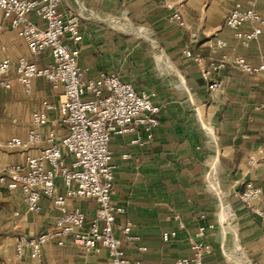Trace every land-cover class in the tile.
I'll use <instances>...</instances> for the list:
<instances>
[{
  "label": "crops",
  "instance_id": "obj_1",
  "mask_svg": "<svg viewBox=\"0 0 264 264\" xmlns=\"http://www.w3.org/2000/svg\"><path fill=\"white\" fill-rule=\"evenodd\" d=\"M168 1L180 9L184 25L169 20ZM248 1L63 0L62 9L82 16L84 38L79 44V62L89 69V75L115 67L137 90L156 91V101L165 105L147 147L131 142L133 132L115 134L110 143L115 165L113 201L125 207V212L117 215V222H137L134 231L148 250L126 248L142 264H176V258L191 254L190 238L199 225L210 223L215 228L209 229L204 239L213 250L205 257V264H264V219L239 196L248 180L264 189V118L255 107L263 99L261 79L230 65L215 74L222 86L212 91L198 64L183 53L189 48L206 59L238 53L254 64L264 62V30L245 47L226 25L235 2L247 5ZM256 1V8L264 16V0ZM30 18L44 24L33 14ZM10 22L0 11V62L9 57L16 64L24 55L38 66L50 63V51L34 56ZM217 37L224 38L228 45L213 52L210 43ZM164 57L181 82L176 89L160 70ZM62 92V88L54 90L44 78L34 80L31 95L15 79L10 89L0 87V135L25 138L32 109L44 98L59 106ZM49 118L47 128L54 127L59 136L64 135L66 128L59 124L58 107L49 112ZM39 150L0 149V156L16 162ZM126 152L133 156L125 158ZM251 157L256 159L255 164L250 162ZM58 187L65 192L61 179ZM70 204L80 208L88 220L95 217L98 208L94 198L77 197ZM41 205L40 213L28 212L19 190L0 189V264L33 263L29 253L16 256L14 244L18 235L35 234L54 224L57 211L51 200L43 197ZM166 230H176L177 235L164 241ZM43 254L45 264H109V252L102 246L87 251L77 244L48 243Z\"/></svg>",
  "mask_w": 264,
  "mask_h": 264
},
{
  "label": "built area",
  "instance_id": "obj_2",
  "mask_svg": "<svg viewBox=\"0 0 264 264\" xmlns=\"http://www.w3.org/2000/svg\"><path fill=\"white\" fill-rule=\"evenodd\" d=\"M62 3L63 0H0V11L11 20V28L27 42L31 53L39 56L49 50L52 57L45 66H38L24 55L16 64L9 57L3 58L0 87L10 89L15 79L25 93L31 95L34 80L44 78L54 90L63 89L59 106L44 98L32 109L25 138L0 135V149L14 151L40 147L38 154H27L16 162L4 161L0 156V189L19 190L28 212L40 213L43 197L49 198L57 211L50 228L35 234L18 235L14 251L19 258L29 253L32 264H45L43 247L48 243L77 244L87 251L102 246L109 252V264H142L140 259L132 258L126 248L134 247L139 252L148 250L146 245L140 244L141 235L134 231L137 222L132 219L117 222V215L124 213L125 207L113 201L115 165L110 143L115 134L133 132L135 137L131 142L147 147L154 139L165 105L156 101V91L137 90L134 83L124 80L115 67L90 76L89 69L79 62V44L84 38L80 28L82 16L76 11L62 9ZM256 4V0H249L247 5L235 2L226 18V25L245 47L258 39L264 30V16ZM166 6L171 10L169 20L184 25L185 20L176 4L168 1ZM31 14L44 24L33 21ZM227 45L228 42L220 37L210 43L213 52ZM183 53L198 64L203 80L212 91L222 86L215 74L230 65L259 76L263 99L255 107L264 118V62L254 64L238 53H222L219 58L209 59L189 48ZM57 107L61 114L59 124L66 128L62 136L56 128H47L49 112ZM44 142L46 145L42 146ZM132 156L130 152L124 153L125 158ZM250 162L255 164L257 161L251 157ZM59 179L63 182L64 193L59 191ZM239 196L264 219L262 186L245 181ZM77 197L97 201L94 218L88 220L80 208L71 206L70 201ZM15 214L20 215L18 211ZM214 228V223L199 225L195 236L190 238L191 254L176 258L175 263L205 264V257L212 252L213 245L204 238L208 230ZM176 235V230H166L162 237L169 241Z\"/></svg>",
  "mask_w": 264,
  "mask_h": 264
},
{
  "label": "rangeland",
  "instance_id": "obj_3",
  "mask_svg": "<svg viewBox=\"0 0 264 264\" xmlns=\"http://www.w3.org/2000/svg\"><path fill=\"white\" fill-rule=\"evenodd\" d=\"M160 70L163 73V77L165 78L166 82H168L170 86L176 89L177 87L175 86L178 85V83L180 84L181 82L172 74V67L170 66V63L167 62V57H164V62ZM175 73H178V71H176Z\"/></svg>",
  "mask_w": 264,
  "mask_h": 264
},
{
  "label": "trees",
  "instance_id": "obj_4",
  "mask_svg": "<svg viewBox=\"0 0 264 264\" xmlns=\"http://www.w3.org/2000/svg\"><path fill=\"white\" fill-rule=\"evenodd\" d=\"M123 78V77H122Z\"/></svg>",
  "mask_w": 264,
  "mask_h": 264
}]
</instances>
